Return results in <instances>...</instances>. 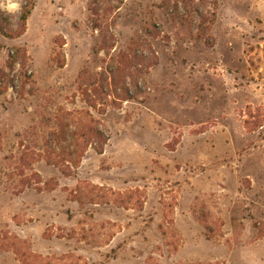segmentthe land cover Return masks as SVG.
I'll use <instances>...</instances> for the list:
<instances>
[{
	"label": "rangeland",
	"instance_id": "rangeland-1",
	"mask_svg": "<svg viewBox=\"0 0 264 264\" xmlns=\"http://www.w3.org/2000/svg\"><path fill=\"white\" fill-rule=\"evenodd\" d=\"M32 1L0 0V264H264V0Z\"/></svg>",
	"mask_w": 264,
	"mask_h": 264
},
{
	"label": "trees",
	"instance_id": "trees-1",
	"mask_svg": "<svg viewBox=\"0 0 264 264\" xmlns=\"http://www.w3.org/2000/svg\"><path fill=\"white\" fill-rule=\"evenodd\" d=\"M32 4H33L32 0H24V2L21 4L19 20H20V24L22 25V27L25 26V21L28 15L30 14ZM13 54L14 55L10 57L11 58L10 63H9L10 67L13 66V63L16 60L15 53L13 52ZM127 90L128 88H125V91ZM94 134L96 135V141L93 143L94 148L96 149L98 153H102L104 145L107 141V136L102 131H99L97 129L94 130Z\"/></svg>",
	"mask_w": 264,
	"mask_h": 264
}]
</instances>
